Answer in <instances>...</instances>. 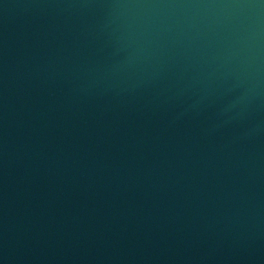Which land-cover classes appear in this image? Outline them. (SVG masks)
<instances>
[{
  "label": "water",
  "instance_id": "obj_1",
  "mask_svg": "<svg viewBox=\"0 0 264 264\" xmlns=\"http://www.w3.org/2000/svg\"><path fill=\"white\" fill-rule=\"evenodd\" d=\"M0 264H264V0H0Z\"/></svg>",
  "mask_w": 264,
  "mask_h": 264
}]
</instances>
